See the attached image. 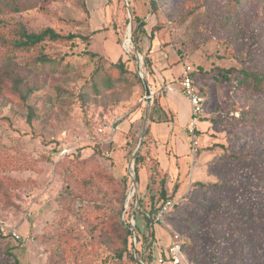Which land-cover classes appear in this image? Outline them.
Segmentation results:
<instances>
[{
	"label": "rangeland",
	"instance_id": "1",
	"mask_svg": "<svg viewBox=\"0 0 264 264\" xmlns=\"http://www.w3.org/2000/svg\"><path fill=\"white\" fill-rule=\"evenodd\" d=\"M152 1L0 0V246L12 253L11 264H137L117 256L118 222L138 224L134 251L152 264H167L159 259L175 233L189 264H264V0L244 2L229 18L218 11L233 0H156L154 13ZM21 27L87 38L46 40L9 60ZM157 43L176 75L183 67V95L192 67L205 108L196 153L188 130L190 166L161 219L162 156L173 142L165 146L152 126L170 114L157 109L164 92L151 88L148 103L139 69L157 88L146 61L149 55L154 64ZM120 59L127 71L115 67ZM119 125L128 126L122 142L114 135ZM196 181L226 187L242 226L215 230L222 204ZM174 183L168 175L169 194Z\"/></svg>",
	"mask_w": 264,
	"mask_h": 264
},
{
	"label": "trees",
	"instance_id": "2",
	"mask_svg": "<svg viewBox=\"0 0 264 264\" xmlns=\"http://www.w3.org/2000/svg\"><path fill=\"white\" fill-rule=\"evenodd\" d=\"M214 2H219L218 0H204V4L211 5ZM248 4L250 0H233L232 2L228 3V5H225L218 11V13L223 12L225 13V17L229 18L232 14H238L241 11V6L244 4ZM152 10L153 13L158 10V3L156 0L152 1ZM216 17L219 18V15L216 14ZM141 21V20H140ZM19 37H17L11 44L10 48L8 49V59L13 60L16 59L20 54L22 53H27L31 52L32 49H35L39 45H41L44 41L46 40H66V39H73L75 37H82V39H86V36H81V35H76L74 33L68 34V35H63L61 33H58L55 31L52 27H47L39 32H29L26 28L21 27L20 30L18 31ZM6 42L3 39L0 38V44ZM150 50V49H149ZM149 52V51H148ZM146 61L148 63H152L151 58L146 56ZM116 68H119L121 71H127L125 63L120 59L116 64ZM241 75L247 74L249 77L256 78L255 73L252 71H247V70H240ZM138 76V74H137ZM139 78V76H138ZM140 79V78H139ZM5 77H2L0 73V90L4 89V83H5ZM19 82L16 81L13 85V88L17 94L21 98V95L18 91L19 89ZM150 86H153V84L150 83ZM151 120H153L152 113H151ZM149 128V127H148ZM239 155H234L233 158H239ZM140 161V155L138 156L136 160V164H138ZM136 179H139V168L136 165ZM167 182H168V175H165L161 181V196L163 198H166L165 201L170 199L173 195H175L179 189V183H178V178L175 179L174 183V189L172 193H168L167 189ZM195 184L198 186L199 191H204L205 194H216L215 197L216 199H219L218 204H222V211L219 212L217 211L214 214V223H213V228L218 231L222 232H232L235 231L237 226H242V224L239 223V220L237 218H241L239 213L236 211H233L227 204L226 201V195L230 194V191L218 184V183H212V184H204L200 181H196ZM245 208L248 210L250 209V206L247 204L245 205ZM137 218V215L135 214V219ZM115 226V230L119 231V236H120V248L117 250V256L120 259H124L127 257L130 261L137 263V264H143L142 262H145L146 264H152L153 258L150 256L148 257L147 260L139 259L136 256V253L134 251V244H133V232L132 229L129 228V225L124 224L123 222H118L117 225ZM135 232L137 236V240L140 241L142 238L141 230L139 229L138 224H135ZM2 234L0 233V238ZM1 245V241H0ZM12 256V253L8 249H2L0 246V264H11L10 257ZM163 258V257H162ZM164 262L167 264H172L170 261V257L168 254V251L166 253V256L164 258ZM15 264H20L19 261L17 260ZM59 264V263H58Z\"/></svg>",
	"mask_w": 264,
	"mask_h": 264
},
{
	"label": "crops",
	"instance_id": "3",
	"mask_svg": "<svg viewBox=\"0 0 264 264\" xmlns=\"http://www.w3.org/2000/svg\"><path fill=\"white\" fill-rule=\"evenodd\" d=\"M151 56L154 58V70L156 72V80L158 87L151 86L153 91H162L164 94L160 99L161 108H157L159 111H165L170 114V118H164L156 121L152 126L154 136L164 142L165 146L168 140L173 142L172 149H166L162 156V167H164L169 177L173 179L179 178L189 168L190 157L187 156L188 152V130L192 116V108L189 99L183 95L179 90L178 84L180 83V77L183 73V67L179 74L174 72L173 61L169 59V55L163 52L160 45L157 43L153 46ZM173 66H172V65ZM202 121L197 123V127L202 125ZM130 125V123H129ZM127 125H119L115 127L114 135L117 136L118 141L122 142L124 139V133L127 131ZM190 131V130H189ZM119 133V136H118ZM117 134V135H116ZM180 150L182 153H180ZM156 231L160 234L161 239L167 238L168 232L163 231L156 227ZM171 244V243H170Z\"/></svg>",
	"mask_w": 264,
	"mask_h": 264
},
{
	"label": "built area",
	"instance_id": "4",
	"mask_svg": "<svg viewBox=\"0 0 264 264\" xmlns=\"http://www.w3.org/2000/svg\"><path fill=\"white\" fill-rule=\"evenodd\" d=\"M192 67L187 65L185 68V75L181 81V85L183 87V92L189 99L192 108V116L189 125V130L192 133L193 139V152L196 153V144H197V134L195 132L197 128V123L200 121L205 108H204V97L200 95L194 85V80L191 76ZM175 205V201L172 199H168L161 206L160 212L158 214L157 219H161L166 211H168L171 207ZM5 231V227L0 224V233ZM15 236L20 238V236L14 232ZM168 254L170 257V261L172 264H189L187 258L183 252V243L180 234L175 233L174 240L169 246ZM160 262H164V258L160 257Z\"/></svg>",
	"mask_w": 264,
	"mask_h": 264
},
{
	"label": "water",
	"instance_id": "5",
	"mask_svg": "<svg viewBox=\"0 0 264 264\" xmlns=\"http://www.w3.org/2000/svg\"><path fill=\"white\" fill-rule=\"evenodd\" d=\"M130 29H132V22H130ZM139 69H140V77L142 78V80H143V82L145 84V88H146V98L148 99V103L150 104L152 102L154 93H153V91L151 89V86H150L149 82L146 79L145 71L142 68V66H139ZM147 120H148V118L146 117L145 122H147ZM144 135H145V130L143 131L142 139H141V141L139 143V146H138V148L136 149V151L134 153L133 162H132V165H131V170H133V166H134L133 163L136 160V157L138 155L139 149H140V147L143 144ZM130 226H131V229H132V232H133V243L137 244V236H136V232H135V223H131ZM142 263L146 264L145 262H142Z\"/></svg>",
	"mask_w": 264,
	"mask_h": 264
}]
</instances>
